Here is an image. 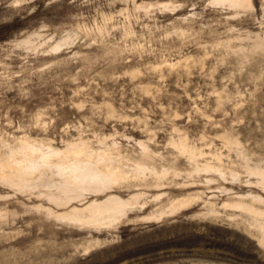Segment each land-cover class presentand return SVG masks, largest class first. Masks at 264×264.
I'll return each instance as SVG.
<instances>
[{"label":"rangeland","instance_id":"1","mask_svg":"<svg viewBox=\"0 0 264 264\" xmlns=\"http://www.w3.org/2000/svg\"><path fill=\"white\" fill-rule=\"evenodd\" d=\"M0 167V264H264V0H0Z\"/></svg>","mask_w":264,"mask_h":264},{"label":"bare ground","instance_id":"2","mask_svg":"<svg viewBox=\"0 0 264 264\" xmlns=\"http://www.w3.org/2000/svg\"><path fill=\"white\" fill-rule=\"evenodd\" d=\"M244 2V1H243ZM85 152V151H84ZM26 154V153H25ZM28 155V154H27ZM70 155V154H69ZM72 155V154H71ZM91 155V154H90ZM93 155V154H92ZM111 155V154H110ZM109 155V156H110ZM29 156H30V154H29ZM87 156V155H86ZM102 156V155H101ZM108 156V155H107ZM105 157V158H109V157ZM67 157H69V156H67ZM83 157V159H84V156H82ZM82 157H81V159H82ZM94 158H95V155L93 156ZM97 157V156H96ZM98 157H100V154H99V156ZM97 157V158H98ZM102 157H104V155L102 156ZM25 158H26V155H25ZM33 158V157H32ZM71 158V157H70ZM93 158V159H94ZM23 159V158H22ZM28 159V158H27ZM27 159H25L26 161H27ZM63 159H64V157H63ZM63 159H62V161H63ZM68 159V158H67ZM73 159V158H72ZM99 159V158H98ZM97 159V160H98ZM64 160H66V158L64 159ZM69 160H71V159H69ZM76 160V159H75ZM89 160V159H88ZM96 160V159H95ZM96 160V161H97ZM103 160H104V158H103ZM29 161V160H28ZM58 161H60V160H58ZM86 161H87V159H86ZM94 161V160H93ZM96 161H94V162H96ZM101 161V160H100ZM34 161H31V163H33ZM65 162V161H64ZM63 162V163H64ZM76 162H78V160H76ZM83 162V161H82ZM82 162H80V163H82ZM98 162H99V160H98ZM98 162H96L97 163V165H98ZM22 163V162H21ZM29 162H27V164H28ZM60 163V162H59ZM63 163H61V165H62V167H61V171L65 174V175H67L66 174V172H67V170H68V168H70V166L69 165H67V163L65 162L64 164ZM73 163H75V162H73ZM92 163V162H91ZM4 164V163H3ZM23 164H25V162L23 163ZM22 164V165H23ZM30 164V163H29ZM77 164V163H76ZM87 164V163H86ZM86 164H85V166H86ZM8 165H10V162L8 163ZM26 165V164H25ZM75 167H76V165L75 164H73ZM73 165L71 166V167H73ZM91 165H95V164H91ZM6 166H7V164H6ZM81 166L82 165H80V168H81ZM24 167H26V166H24ZM79 167V166H78ZM87 167V166H86ZM86 167H83V168H85L84 169V171L82 172V174H80V175H78V174H76V172H75V174H72V175H74V177L73 176H69V177H67V176H65L66 177V179L68 180V181H71V182H84V181H92V184L94 183V182H100L101 180H103L105 177H107V176H109V175H111V173L109 172V175H108V171L106 172L105 171V174H104V172H103V169H101V171L100 170H96V169H92V168H90V169H86ZM94 167H96V166H94ZM0 168H2V167H0ZM9 168H10V166H9ZM23 168V167H22ZM77 168V167H76ZM76 168H75V170H76ZM99 168V167H98ZM97 168V169H98ZM4 169H6V168H4ZM27 169V168H26ZM71 170H72V168H70ZM1 170V169H0ZM7 170V169H6ZM6 170H4V172L6 171ZM74 170V171H75ZM109 170V169H108ZM118 170V169H117ZM116 169H115V171H117ZM100 171V172H99ZM110 171V170H109ZM112 171H114V169L112 170ZM81 172V171H80ZM6 173V172H5ZM68 173V172H67ZM114 172H112V174H113ZM119 173H120V170H119ZM2 174H3V172H2ZM6 175V174H5ZM4 175V176H5ZM115 176L116 175H118L117 173L116 174H114ZM7 176V175H6ZM5 176V177H6ZM120 176H121V174H120ZM17 178L19 177V176H16ZM22 177V176H21ZM21 177H19V178H21ZM117 177H119V176H117ZM106 179V178H105ZM14 180H15V178H14ZM66 183H69V182H67V181H65ZM90 208V207H89Z\"/></svg>","mask_w":264,"mask_h":264}]
</instances>
